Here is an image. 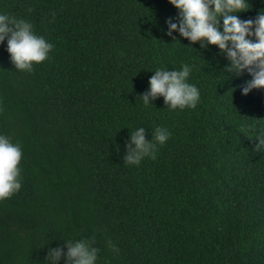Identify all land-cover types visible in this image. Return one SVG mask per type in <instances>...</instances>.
Here are the masks:
<instances>
[{"label":"trees","instance_id":"trees-1","mask_svg":"<svg viewBox=\"0 0 264 264\" xmlns=\"http://www.w3.org/2000/svg\"><path fill=\"white\" fill-rule=\"evenodd\" d=\"M249 4L241 19L264 0ZM0 12L53 44L18 71L0 43V133L22 149L21 188L0 200V264H47L49 247L81 238L97 264H264V86L242 93L250 73H224L214 45L166 36L168 0H0ZM182 64L196 107L145 105L152 71ZM157 126L170 136L155 158L125 163L131 131L150 140Z\"/></svg>","mask_w":264,"mask_h":264},{"label":"clouds","instance_id":"clouds-1","mask_svg":"<svg viewBox=\"0 0 264 264\" xmlns=\"http://www.w3.org/2000/svg\"><path fill=\"white\" fill-rule=\"evenodd\" d=\"M168 3L177 10V16L165 19L166 36L180 42L173 36L176 32L188 40L189 46L198 43L201 49L214 45L227 61L222 68L224 73L236 76L245 70L250 73L239 86L242 93L256 85L264 86V7L257 8L253 18L241 19L238 13L251 7L249 0H168ZM0 43H6L9 60L18 71H31L33 64L44 61L53 48L52 43L35 34L29 20L7 12H0ZM190 72L189 64L171 71L156 68L148 78V88L139 97L145 105L153 106L152 101L162 97L168 109L195 108L200 90L188 82ZM252 126L249 121L241 122L242 128ZM169 136L167 128L157 126L151 139L146 140L145 128H135L125 142L123 161L138 165L145 156L155 158L157 145H163ZM255 146H264V128L257 131ZM21 157L20 144L0 133V200L21 188ZM107 243L118 253L115 244ZM63 244V248L59 244L48 248L44 258L47 264H59L61 260L63 264H97L99 249L93 246L91 238L68 239Z\"/></svg>","mask_w":264,"mask_h":264}]
</instances>
